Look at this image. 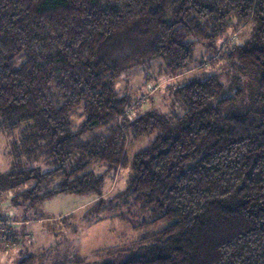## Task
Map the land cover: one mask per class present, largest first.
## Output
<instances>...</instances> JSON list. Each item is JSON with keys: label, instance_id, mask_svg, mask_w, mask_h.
I'll return each instance as SVG.
<instances>
[{"label": "trees", "instance_id": "trees-1", "mask_svg": "<svg viewBox=\"0 0 264 264\" xmlns=\"http://www.w3.org/2000/svg\"><path fill=\"white\" fill-rule=\"evenodd\" d=\"M251 24L252 39L223 52L228 86L184 77L199 44L219 52L231 28ZM158 62L166 78L183 76L167 87L172 115L136 116L153 94L133 100L118 85ZM0 129L20 135L14 168L0 173L13 207L97 195L70 235L74 250L107 218L168 223L77 264H264V0H0ZM150 135L130 158L128 143ZM93 163L130 171L126 189L106 197Z\"/></svg>", "mask_w": 264, "mask_h": 264}, {"label": "rangeland", "instance_id": "rangeland-1", "mask_svg": "<svg viewBox=\"0 0 264 264\" xmlns=\"http://www.w3.org/2000/svg\"><path fill=\"white\" fill-rule=\"evenodd\" d=\"M254 34V24L246 27L231 28L219 40L217 45V48L220 50L219 52L211 51L205 43L199 44L195 52V64L184 77H192L197 74H201L202 76L214 74L219 77L225 86H228L230 84L227 75L228 65L226 61L221 59L224 57L223 52L235 44L251 40ZM17 60L20 62L22 58L20 57ZM151 64L137 66L126 71L118 85V91L129 95L133 100L151 91L148 97L153 95L148 104L141 106L136 116L142 114L146 109L157 110L170 116L173 112V100L171 93L167 91V87L176 85L178 80L183 82L181 80L183 76L180 79L166 78L165 74L160 70L159 62L154 63L153 66ZM146 78H150L149 81ZM254 82L251 78L246 80V84L250 87H253ZM17 138L19 140V133L13 135L0 129V173L11 171L16 164L15 161L17 159L15 158L13 145ZM154 139L155 135H150L138 142H129L126 149L127 155L131 158L137 151L146 148ZM21 161L26 166V163L29 162L26 158H22ZM36 161L37 163L35 164L38 166L42 162L40 159ZM40 166L45 170L49 169L44 164ZM34 167L37 166L35 165ZM90 169L103 177V193L106 197H111L114 194L117 195L126 189L128 172L130 173V171H115L109 169L104 164L98 163H93ZM94 198H97V195L91 193L83 195H58L48 199L41 207L36 205L26 212L25 217L23 214H20L19 216L22 221H27V225L25 226V231L27 232L25 233L32 237V239L31 237L29 239L26 238L25 241L26 246L28 248L32 246V248L29 249V252H23L21 255L18 253L11 255L14 249L11 248L7 251L1 243V237H3L7 230H9V240L17 238L12 232V226L6 228V225L2 221L7 219L6 215L9 212H5L4 214L0 212V264H19L21 259L27 256L35 257L34 264H77V261L81 258L87 259L96 254L109 255L120 248L130 246L147 236H152L162 231L168 225L166 221H160L156 224L135 229L129 221L122 218H107L101 222L86 226L80 234L78 244L75 243L77 244L75 248L77 250H74L70 235L75 232L77 223L83 218L85 212L83 213L82 211L93 202ZM0 207L2 210L6 207L8 208L5 199L0 202ZM9 207L13 215L18 216L17 207L10 205ZM70 214H73L75 217L69 218L64 222L61 221L63 217ZM22 217L27 220H23ZM18 226L20 228L17 230H20L21 226ZM19 241L21 242L22 240L19 239Z\"/></svg>", "mask_w": 264, "mask_h": 264}, {"label": "crops", "instance_id": "crops-1", "mask_svg": "<svg viewBox=\"0 0 264 264\" xmlns=\"http://www.w3.org/2000/svg\"><path fill=\"white\" fill-rule=\"evenodd\" d=\"M3 199H5V201H6V203H7V206H8V208L6 207L5 209H1V207H0V212H1V214H4L5 212L7 213V212H9V213H12L13 214V212H12V210L10 209V207H9V205L10 206H12L11 205V193H7V194H0V202H2L3 201ZM98 199L97 198H94L93 199V202L88 206V207H90L92 204H94V202H96ZM47 201V200H46ZM46 201H43V202H41V203H39L38 205H39V207H41V205L43 204V203H45ZM2 205V204H1ZM5 206H6V204H5ZM13 207V206H12ZM87 207V208H88ZM86 208V209H87ZM85 209V210H86ZM17 210H18V216H16V215H13V217H15L14 218V224L12 225V232L16 235V236H18V237H20L21 238V242H20V245L19 246H17V247H14L13 249H14V251L11 253V255L14 253V254H19V255H21V253L23 254V252H29V249H31L32 248V246L31 247H29L28 248V246H26V244H25V241H26V238L27 239H29V237H31V235H27V233H25V232H27V231H25L26 230V225H27V221H22V219L20 218V214L22 215L23 214V216L25 217V214H26V210L23 208V207H17ZM85 210H83L82 212L84 213L85 212ZM74 214V213H73ZM73 214H70L69 216H65V217H63L62 219H69V218H72V216H74ZM23 218V217H22ZM23 220H27V219H24L23 218ZM18 225H20L21 226V229L20 230H17L18 228H20ZM31 239H32V237H31ZM81 241H82V239H81ZM81 244V243H80ZM27 247V248H26ZM95 254V253H94ZM10 255V254H9ZM93 255V254H92ZM91 256V255H90Z\"/></svg>", "mask_w": 264, "mask_h": 264}, {"label": "built area", "instance_id": "built-area-1", "mask_svg": "<svg viewBox=\"0 0 264 264\" xmlns=\"http://www.w3.org/2000/svg\"><path fill=\"white\" fill-rule=\"evenodd\" d=\"M6 217H7V219L2 220V221H3V224H5L6 228H7V227L12 226L14 224V220H13L14 217H13L12 213H7ZM8 236H9V230L5 231V234L3 235V237H1V243L4 245V247L7 249V251H9L11 248H14V247H17L20 245V243H18V242H20L19 239L13 238V240H9Z\"/></svg>", "mask_w": 264, "mask_h": 264}]
</instances>
